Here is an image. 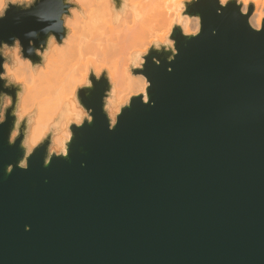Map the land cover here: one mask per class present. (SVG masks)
<instances>
[{
  "label": "water",
  "instance_id": "1",
  "mask_svg": "<svg viewBox=\"0 0 264 264\" xmlns=\"http://www.w3.org/2000/svg\"><path fill=\"white\" fill-rule=\"evenodd\" d=\"M119 9L122 0H111ZM133 75L147 82L112 121L106 70H89L65 152L53 127L31 149L22 84L5 47L33 67L68 34L69 0L6 2L0 15V264H264V17L237 0H184ZM133 61L131 65H134ZM8 98L10 103L4 104Z\"/></svg>",
  "mask_w": 264,
  "mask_h": 264
},
{
  "label": "bare ground",
  "instance_id": "2",
  "mask_svg": "<svg viewBox=\"0 0 264 264\" xmlns=\"http://www.w3.org/2000/svg\"><path fill=\"white\" fill-rule=\"evenodd\" d=\"M85 1L90 12L88 17L81 26L70 30L62 51L53 49L47 71L33 73V66L28 63L21 67L24 74L29 71L25 78L20 77L23 72L17 74L13 70L11 74L14 80L22 82V103L30 102L28 113L33 115V120L25 141L28 147L36 144L53 127L55 135L52 144L62 153L65 152V142L70 136L68 124L71 120L77 122L82 114L73 99L75 89L78 84L85 82L90 69L98 68L93 59L107 64L112 89L106 109L113 120L119 103L128 94L141 93L146 99V79L128 73V66L136 58L139 49L156 40L155 32L158 29L165 26L170 29L172 22L178 23L184 34H189L184 32L186 22L181 11L177 15L175 1L122 0L119 9L114 7L111 0L94 4L92 0ZM241 11H247L245 6ZM263 15L254 9L249 17L253 28L259 29ZM187 24L188 28L194 25L189 20ZM25 111L19 110L17 117L26 115Z\"/></svg>",
  "mask_w": 264,
  "mask_h": 264
},
{
  "label": "rangeland",
  "instance_id": "3",
  "mask_svg": "<svg viewBox=\"0 0 264 264\" xmlns=\"http://www.w3.org/2000/svg\"><path fill=\"white\" fill-rule=\"evenodd\" d=\"M20 2V3H24V2H30L31 0H3V3H0V12H2L3 11V9L5 8V6H6V2ZM70 2H72V3H74L75 4V6L74 7H72V8H70V13H69V15H67V16H65V18H64V26L68 29V34L66 35V37L62 40V43L61 44H57L56 43V41L54 40V39H52V41H51V43L49 44V46H48V49L46 50V51H44V53H43V58H44V60H43V62H42V64L41 65H39V66H37V67H33V73L34 72H39V71H47L49 68L47 67L48 66V64L50 63V60H51V54L54 52V50H63L64 49V47H65V44H66V39L68 38V36H69V33H70V30H72V29H74V28H76V27H79V26H81L84 22H85V20H86V18L88 17V15H89V11L87 10V7H88V4L86 5V1L85 0H69ZM93 1V4L95 3V2H99V1H101V0H92ZM170 1H175V0H170ZM184 1V0H183ZM240 4H241V8L243 7V6H245V8H246V10H247V8H248V5L250 4V3H252L253 4V11H252V14L254 13V9L257 11V12H262L263 14H264V0H237ZM182 11V10H181ZM246 12V11H245ZM252 14H251V16H252ZM185 15H182V18L184 17ZM250 16V17H251ZM255 16H257V15H255ZM189 17V16H188ZM263 17H264V15H263ZM262 17V18H263ZM192 17H189V22L190 23H193L192 22V19H191ZM249 20H250V18H249ZM175 23V22H174ZM173 22L171 23V26H170V29H171V27H172V25L174 24ZM250 23V22H249ZM178 24V23H177ZM251 25V24H250ZM198 27H199V22H198ZM170 29H168V27L167 26H165V27H163V28H160V29H158L156 32H155V38H156V40L155 41H159V42H170V44H172V42L171 41H168V39H167V36H168V34L170 33ZM197 26L196 25H190L189 26V34H191V33H195V32H197ZM153 42V40L151 41V43ZM151 43H148V46L147 45H145L144 47H142V48H140L139 49V51H138V53L140 54V55H142L143 53H145L146 52V50L148 49V47L150 46V44ZM54 49V50H53ZM3 56L4 57H7V58H9V60L8 61H5L4 62V64H3V68H4V74H3V77H7L9 80H11L12 82H14V83H19V84H22V82L21 81H18V80H14L13 78H12V72H13V70H15L16 71V73L18 74V73H22V74H20V77L21 78H25V76H27V74L29 73V71L28 72H26V74H24V71L21 69V67H24V66H27V64L28 63H30L27 59H23L22 58V56H21V53H20V48L18 47V45L17 44H15L13 47H5L4 48V50H3ZM137 57V56H136ZM92 61H94V64H95V66H98V68L97 69H95V70H93V72L96 74V75H99L100 74V72L102 71V70H106V63L105 62H102V61H99V60H95V59H93ZM134 62H135V64L134 65H129L128 66V73L130 74V75H132V76H134V77H139V76H142V75H133L132 74V72H131V69H132V67H138L139 66V64L143 61V59L141 58V56H139L138 57V59H137V61H136V59H134L133 60ZM52 63V62H51ZM10 69V70H9ZM107 71V70H106ZM88 76V75H87ZM109 77V76H108ZM145 79V78H144ZM109 81H110V78H109ZM146 81V80H145ZM86 82H87V77H86V80H85V82H83V83H80V84H78L77 86H76V89L78 88V87H80V86H82V85H84V84H86ZM110 83H111V81H110ZM22 87H23V85H22ZM76 89H75V91H76ZM24 95V92H23V89H22V93L20 94V96H19V101H18V106H17V112H19V110H21V109H25L26 111H25V114L26 115H22L21 117H25V116H28L29 117V120H30V122H29V125H28V131H27V135H26V137H25V141H26V139L28 138V135H29V130H30V126H31V123H32V120H33V115L31 114V113H28V111H30V102H27V103H25V104H23L22 103V99H23V96ZM132 95H136V94H128L125 98H124V100L123 101H121L120 103H119V108H120V106L122 105V104H124V103H126L127 101H128V99H129V97L130 96H132ZM74 101L76 100L75 99V94H74ZM110 99V98H109ZM108 99V100H109ZM77 101H75V104H76V106L79 108V109H81V111H82V114H81V116H80V119L79 120H77V122L76 121H74V120H71L69 123H71V122H75V123H78V122H80L81 120H82V118L84 117V116H86V112L83 110V108L80 106L79 107V105H78V103H76ZM10 103V101H9V99L8 98H5L4 99V104H9ZM118 112H119V109H118ZM117 112V113H118ZM116 113V114H117ZM115 114V115H116ZM115 115L113 116V120L112 121H114L115 120ZM69 125V124H68ZM48 132V131H47ZM46 132V133H47ZM69 132V131H68ZM45 133V134H46ZM44 134V135H45ZM54 135H55V133L54 132H52V141H53V137H54ZM41 140V139H40ZM39 140V141H40ZM39 141H37L36 142V144L39 142ZM36 144H32V145H30V147H29V149H31L33 146H35ZM57 150V151H56ZM50 152H55V153H59V152H61V149H56V148H54V146H53V144H52V142H51V144H50Z\"/></svg>",
  "mask_w": 264,
  "mask_h": 264
},
{
  "label": "clouds",
  "instance_id": "4",
  "mask_svg": "<svg viewBox=\"0 0 264 264\" xmlns=\"http://www.w3.org/2000/svg\"><path fill=\"white\" fill-rule=\"evenodd\" d=\"M0 3H3V0H0ZM220 3L223 5L224 3H226V0H220ZM175 4H176V12H177V15H179L180 11L184 9L185 5L183 3V0H175ZM2 14L3 13L0 12V15H2ZM183 19L186 22L184 24V32L185 33H188L189 32V28H188L187 21H188L189 17L187 15H185L183 17ZM191 19H192L193 24L197 26V29L196 30H198L199 17L198 16H193Z\"/></svg>",
  "mask_w": 264,
  "mask_h": 264
},
{
  "label": "snow or ice",
  "instance_id": "5",
  "mask_svg": "<svg viewBox=\"0 0 264 264\" xmlns=\"http://www.w3.org/2000/svg\"><path fill=\"white\" fill-rule=\"evenodd\" d=\"M219 4L223 7L224 5H226V3H224L223 5L220 3V0H219ZM192 34H195V33H192Z\"/></svg>",
  "mask_w": 264,
  "mask_h": 264
}]
</instances>
